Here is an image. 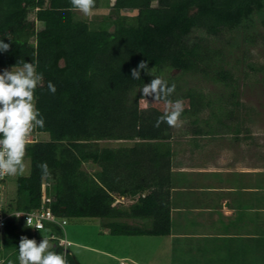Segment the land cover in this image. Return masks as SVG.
<instances>
[{
    "label": "trees",
    "instance_id": "trees-1",
    "mask_svg": "<svg viewBox=\"0 0 264 264\" xmlns=\"http://www.w3.org/2000/svg\"><path fill=\"white\" fill-rule=\"evenodd\" d=\"M94 10L107 13L89 20L70 0H0V40L10 45L0 52V69L38 60L43 81L35 90L36 107L45 120L30 136V171L17 178L9 208L30 212L44 205L65 225L99 219L110 235L166 237L172 127L153 126L164 111L141 108L139 90L154 77L141 70L134 80L131 70L147 61L154 75L175 83L170 98L184 101L183 133L237 135L252 121L240 102L245 68L263 74L264 82V64L248 54L264 43V0H95ZM198 81L219 93L206 92ZM41 162L51 170L48 179ZM51 228L61 230L45 224L46 238L57 234ZM23 229L21 220L9 219L4 247L11 238L18 249ZM67 259L78 264L69 254Z\"/></svg>",
    "mask_w": 264,
    "mask_h": 264
},
{
    "label": "crops",
    "instance_id": "crops-1",
    "mask_svg": "<svg viewBox=\"0 0 264 264\" xmlns=\"http://www.w3.org/2000/svg\"><path fill=\"white\" fill-rule=\"evenodd\" d=\"M183 131L170 138L169 249L194 254L179 264H264V136Z\"/></svg>",
    "mask_w": 264,
    "mask_h": 264
},
{
    "label": "clouds",
    "instance_id": "clouds-1",
    "mask_svg": "<svg viewBox=\"0 0 264 264\" xmlns=\"http://www.w3.org/2000/svg\"><path fill=\"white\" fill-rule=\"evenodd\" d=\"M70 4L85 17L91 16L95 8V0H70ZM9 47V44L0 40V52L8 51ZM19 63H22L19 69L15 71L12 70L13 68L6 69L0 73V178L24 174L29 138L35 129L43 128L45 125L44 117L36 107L35 90L42 86L43 81V74L37 72L38 60L31 63L19 61ZM141 70H144L146 75L154 77L139 90L146 107L150 103L144 97H152L154 102L162 101L165 106L163 115L157 118L153 126L159 128L161 123H166L172 128L182 127L184 101L170 98L175 92V83L169 86L166 79L154 75L155 69L152 67L149 70L147 61H141L131 70L132 79L140 80ZM47 88L51 94H55L56 87L52 82H48ZM38 168L42 178L51 177L47 162H41ZM23 215L25 214L16 213L15 216ZM26 223H30V218ZM34 228L39 230L43 225L38 224ZM51 242L54 241L43 238L37 243L35 239L21 236L18 247L19 264H68L67 256L70 254L68 248L71 245L66 252L60 254L51 250L54 248Z\"/></svg>",
    "mask_w": 264,
    "mask_h": 264
},
{
    "label": "rangeland",
    "instance_id": "rangeland-1",
    "mask_svg": "<svg viewBox=\"0 0 264 264\" xmlns=\"http://www.w3.org/2000/svg\"><path fill=\"white\" fill-rule=\"evenodd\" d=\"M113 2V0H111ZM106 10H93L91 16L85 17L82 13L78 12V15L82 18L93 19L96 15L106 14ZM248 54L250 56L249 60L256 64H264V43L261 41L254 47L248 49ZM240 56V54H236ZM12 69V68H11ZM7 69V70H11ZM19 68H13L15 71ZM6 69H0L2 73ZM243 70V69H242ZM2 71V72H1ZM247 72V78L243 80L240 91V102L245 107V111L250 113V118L252 121L243 124L241 131L244 135L249 138H255L256 135L264 136V82L261 73L253 74L250 73L245 68ZM245 73L239 70V75L242 77ZM187 79V78H186ZM189 81V79H187ZM72 80L71 82H74ZM190 82V81H189ZM197 86L212 95H217L219 89L212 84H208L202 81L196 82ZM150 105L147 107H158L164 111V104L154 103L148 101ZM141 108H147L145 101L140 102ZM248 108V110H247ZM187 128V124L183 122V126L179 128H172L173 136H177L182 128ZM240 133V132H239ZM253 134V136L251 135ZM251 136V137H250ZM42 139H48L47 135H41ZM252 140V139H251ZM107 146H112L111 143H106ZM25 172L20 176H8L5 181L0 184V205L6 202L14 204L16 201V181L18 177L27 176L30 171L29 159L25 158ZM102 220L99 219H84V220H70L67 225L63 227V230H56L51 228L52 231L57 233L55 236L57 238H64L71 241V246L68 248L69 257L72 260L74 258L78 264H119L120 260H114L110 256L107 257L98 250H106L113 252L114 255L128 257L124 261V264H131L129 258H135L139 261V264H179L190 263L195 259L194 254L190 252L181 253V251L176 252V248L170 250L169 248L175 247L176 241H169L166 237H126V236H114L108 234V231L101 227ZM24 235L28 239L42 240L46 238L43 231H38L34 234H30L28 231L24 230ZM166 238V239H165ZM11 239V238H10ZM9 238H5L1 241V252L0 258L2 262L0 264H8V261L15 262L19 261L18 249L14 248L13 241ZM12 240V239H11ZM52 244L54 242H51ZM174 244V245H173ZM168 247V248H167ZM62 254V253H61ZM116 259V258H115ZM200 258H197V260ZM201 263V260H200Z\"/></svg>",
    "mask_w": 264,
    "mask_h": 264
},
{
    "label": "built area",
    "instance_id": "built-area-1",
    "mask_svg": "<svg viewBox=\"0 0 264 264\" xmlns=\"http://www.w3.org/2000/svg\"><path fill=\"white\" fill-rule=\"evenodd\" d=\"M29 142H31V138H29ZM8 176H4L3 178H0V184H2L3 181ZM45 203H49L50 199L45 198ZM11 205L10 202L3 203L0 205V252H1V241H3V234L6 227V223L9 219L15 218L18 220H21L22 226L24 230L28 231L30 234L34 235L38 231H42L44 229V225L49 224H56L58 225L62 230L63 226L66 224L65 221H58L55 216L52 214L49 207L41 206L38 210L30 211V212H20L16 210H12L9 208ZM16 213H23L25 215L16 217ZM30 218V223H26L27 219ZM38 224H42L43 228L37 230L34 227ZM47 239L50 241H56L59 248L62 249L63 253L66 252V249L71 245L69 241L66 240V238H57L54 234H50L47 236ZM41 240H37V243H39Z\"/></svg>",
    "mask_w": 264,
    "mask_h": 264
},
{
    "label": "water",
    "instance_id": "water-1",
    "mask_svg": "<svg viewBox=\"0 0 264 264\" xmlns=\"http://www.w3.org/2000/svg\"><path fill=\"white\" fill-rule=\"evenodd\" d=\"M60 212H64V209H61Z\"/></svg>",
    "mask_w": 264,
    "mask_h": 264
}]
</instances>
